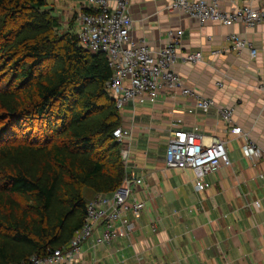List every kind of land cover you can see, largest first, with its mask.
Returning <instances> with one entry per match:
<instances>
[{
    "label": "crops",
    "instance_id": "1",
    "mask_svg": "<svg viewBox=\"0 0 264 264\" xmlns=\"http://www.w3.org/2000/svg\"><path fill=\"white\" fill-rule=\"evenodd\" d=\"M169 1L130 0L131 37L158 50L169 31L180 30L178 53L200 51L201 59L188 64L178 57L175 71L186 86L212 97L215 105L193 108L190 97L162 90L152 103H129L121 110V126L132 129L130 160L124 168L132 191L128 200H142L144 209L133 218L130 236L110 244L96 241L100 225L84 240L80 257L85 264H264V24H199L182 12L168 11ZM83 2L48 0L46 8L57 17L59 31L76 33L74 15ZM245 2L257 5V0H219L222 9ZM229 34L253 43L256 56L248 48L231 49ZM226 107L233 110L230 122L220 116ZM194 126L204 143L225 141L231 161L204 176L205 190L194 189L190 169L165 166L172 133ZM235 126L241 133L231 131ZM248 141L258 156L246 154ZM137 177L140 184L132 182Z\"/></svg>",
    "mask_w": 264,
    "mask_h": 264
},
{
    "label": "trees",
    "instance_id": "2",
    "mask_svg": "<svg viewBox=\"0 0 264 264\" xmlns=\"http://www.w3.org/2000/svg\"><path fill=\"white\" fill-rule=\"evenodd\" d=\"M48 0H0V264H19L68 244L92 193L124 179L121 125L105 90L112 71L102 52L59 31ZM4 112V114H1Z\"/></svg>",
    "mask_w": 264,
    "mask_h": 264
},
{
    "label": "built area",
    "instance_id": "3",
    "mask_svg": "<svg viewBox=\"0 0 264 264\" xmlns=\"http://www.w3.org/2000/svg\"><path fill=\"white\" fill-rule=\"evenodd\" d=\"M129 5L130 0H84L74 15L79 44L93 53L102 52L112 71L105 90L114 98L115 108L121 112L129 103L132 106L152 103L162 90L190 97L193 108L208 110L214 106L212 97H204L195 88L186 86L175 71L178 57L183 63L195 64L200 61L201 52L178 53L180 30L169 31L166 43L158 50L149 47L144 39L134 40L131 37L133 19L129 14ZM166 9L182 12L199 24L207 21L220 25L238 23L250 28L264 24V0H257L255 6L245 2L228 9H222L219 0H170ZM227 39L231 49L248 48L250 56H256L253 43L245 37L229 34ZM217 85L222 86V82L218 81ZM232 113L231 108L220 109V116L225 122L231 121ZM131 131V127L121 125L113 131L116 141L121 144L124 168L130 160ZM231 131L241 133V127H232ZM172 134L167 141L165 166L190 169L195 176V190L208 187L203 180L205 175L230 165L225 141L212 139L210 143H204L198 126L190 131L178 129ZM245 151L248 156H258V150L251 141L246 143ZM132 182L140 184L142 179L133 178ZM129 184L130 179L125 177L111 193H99L89 198L82 226L73 232L68 244L42 255L33 254L19 264H85L80 257L81 246L100 225L103 229L96 240L99 243L110 244L117 237L130 236L135 227L133 218L139 216L144 203L138 198L128 200L132 193ZM128 214L132 217L129 218Z\"/></svg>",
    "mask_w": 264,
    "mask_h": 264
},
{
    "label": "rangeland",
    "instance_id": "4",
    "mask_svg": "<svg viewBox=\"0 0 264 264\" xmlns=\"http://www.w3.org/2000/svg\"><path fill=\"white\" fill-rule=\"evenodd\" d=\"M56 32L61 33L60 31H56ZM10 75H11V71L9 70V68L0 62V88L4 87L6 81L10 79ZM1 114H4V112H2ZM9 119L10 117H8L7 114L0 116V128L1 126H5V124L7 123ZM128 147L129 145L126 148ZM83 193L86 199H88V197L92 194L90 189L88 188H84Z\"/></svg>",
    "mask_w": 264,
    "mask_h": 264
}]
</instances>
